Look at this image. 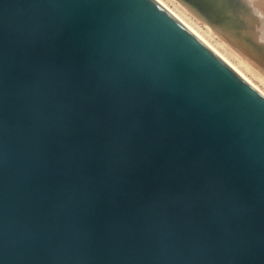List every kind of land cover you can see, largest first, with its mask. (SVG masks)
<instances>
[{
  "label": "water",
  "instance_id": "water-1",
  "mask_svg": "<svg viewBox=\"0 0 264 264\" xmlns=\"http://www.w3.org/2000/svg\"><path fill=\"white\" fill-rule=\"evenodd\" d=\"M0 264H264V94L160 1L0 0Z\"/></svg>",
  "mask_w": 264,
  "mask_h": 264
},
{
  "label": "rangeland",
  "instance_id": "rangeland-1",
  "mask_svg": "<svg viewBox=\"0 0 264 264\" xmlns=\"http://www.w3.org/2000/svg\"><path fill=\"white\" fill-rule=\"evenodd\" d=\"M163 1L264 91V63L258 61L246 48L202 17L194 8H190L189 1Z\"/></svg>",
  "mask_w": 264,
  "mask_h": 264
},
{
  "label": "bare ground",
  "instance_id": "bare-ground-1",
  "mask_svg": "<svg viewBox=\"0 0 264 264\" xmlns=\"http://www.w3.org/2000/svg\"><path fill=\"white\" fill-rule=\"evenodd\" d=\"M157 1H160L171 13L177 15L192 31L198 33L191 25H189L177 12H174L163 0H157ZM214 50H217L213 45H211V43H209L207 41V39H205L200 33H198ZM219 51V50H217ZM221 57L223 60H226L228 61L241 75L247 77L240 69H238L233 63L230 62V60L225 56L223 55L221 52ZM248 78V77H247ZM249 79V78H248ZM250 80V79H249ZM251 81V80H250ZM253 83V81H251ZM254 84V83H253ZM255 85V84H254ZM256 86V85H255ZM257 87V86H256ZM263 94H264V91H262L259 87H257Z\"/></svg>",
  "mask_w": 264,
  "mask_h": 264
}]
</instances>
